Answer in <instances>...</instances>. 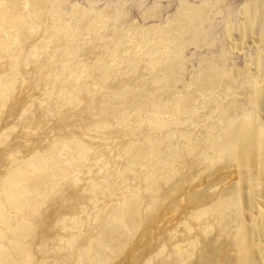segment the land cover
<instances>
[{"label":"bare ground","instance_id":"1","mask_svg":"<svg viewBox=\"0 0 264 264\" xmlns=\"http://www.w3.org/2000/svg\"><path fill=\"white\" fill-rule=\"evenodd\" d=\"M221 1L178 0L165 16L160 0L140 4L142 21L159 17L145 24L127 22L128 0L102 7L100 0H0V115L11 117L0 124V154L20 152L0 174L1 263L22 262L10 253L21 239L31 250L24 264H45L51 255L49 264H125V256L106 263L100 249L111 238L122 245L126 235L129 252L144 244L140 254L157 257L169 244V264H264V0L236 8ZM223 35L230 48L215 49ZM249 40L255 54L242 67L230 63L233 49ZM30 57L34 68L19 67ZM36 113L56 118L44 123L54 130L45 144L32 127L45 121L33 120ZM72 117L80 131H65ZM16 129L19 140L8 141ZM162 130L176 141L166 143L174 151L165 156ZM84 161L96 168L84 170ZM231 165L238 178L224 192L182 204ZM80 171L88 174L82 184ZM53 195L51 223L40 207ZM187 213L193 221L169 229L178 236L167 230L169 243L157 240L169 220L183 223ZM221 236V247L207 246ZM158 262L168 264L162 256Z\"/></svg>","mask_w":264,"mask_h":264},{"label":"rangeland","instance_id":"2","mask_svg":"<svg viewBox=\"0 0 264 264\" xmlns=\"http://www.w3.org/2000/svg\"><path fill=\"white\" fill-rule=\"evenodd\" d=\"M69 1V4L68 5H70L73 1H75V0H68ZM77 1H79L80 3H82V4H87V0H77ZM109 1H116V0H100V2H99V5H98V7H102L106 2H109ZM155 1L156 0H128V2H127V4H126V6H125V8H126V10L128 11V16L126 17V20H127V22L128 21H130L131 19H134V18H136V19H138L141 23H145V24H150V23H153V22H157L158 20H159V17H147V19L148 20H146V21H142V19H141V17H140V10H139V6H140V4H143L145 7H151L152 5H154V3H155ZM212 1H216V0H212ZM218 1V0H217ZM245 0H224V2L223 1H221L220 2V4L221 5H227V4H232L233 5V7L234 8H236V7H238L242 2H244ZM160 2L162 3V7L160 8V10H163V12H162V14L165 16L166 14H168V13H173V11L175 10V8H176V6H177V4H178V0H160ZM223 2V3H222ZM63 6H65V5H62V7ZM263 22H264V20H263ZM218 30V29H217ZM233 34H234V36L237 38V39H239V35L235 32V31H233ZM222 41H220V42H218L217 44H216V46H215V49H218V48H220V46H226V47H228V48H230V45H229V42L224 38V35L222 36ZM259 40H260V42H261V45H264V35L263 36H261V37H259L258 38ZM251 44V46H249ZM243 50H236V49H233V54H232V60L230 61V63H234L235 65H237L238 67H242V66H244L245 64H246V61H245V56H247V54H252V55H254L255 54V52H256V50L258 49V46L255 44V42L253 41V40H249V41H244L243 42ZM192 49L191 48H188L187 50H186V53H189L190 51H191ZM245 51V52H244ZM33 57V56H32ZM29 61L30 62H27L26 63V65L25 66H23V65H21V64H19V67H21V68H23L24 70H30L31 68H34V65H35V62H34V59H32L31 57L29 58ZM193 62H196V60L194 59L193 60ZM245 62V63H244ZM188 65H191V63L189 62V64ZM24 78L25 79H27V80H25L26 81V83L28 82V80H29V75H28V73L26 72L25 74H24ZM61 110H63L62 108H61ZM13 114H15V112H12ZM45 115L46 116H48L47 115V112H45ZM82 115V114H81ZM10 118V119H9ZM32 118H33V120H39V121H43V120H45L44 122H43V124H41L40 122L39 123H37V122H34L33 124V129L35 130V135H38V137H41V143L40 144H45L46 142H47V140H48V137L49 138H54V130H51L49 127L46 129V127H47V125H45L44 123L45 122H47L46 124H49V125H51V123H55V120H56V118H55V116L54 117H52V119L50 118V119H45L44 118V115L42 116V114H38V113H36V115H34V116H32ZM42 118H44V119H42ZM73 119V120H72ZM11 120V117H8V116H6L5 117V114L3 113L2 115H0V124L2 123H5V122H9ZM66 120H68V118L66 119ZM71 120H72V122H71V127H70V130L68 129V127L65 129V131H69V132H71V131H73V130H79L78 129V123H79V121H77L76 120V118L75 117H72L71 118ZM73 124H74V126H73ZM43 126V127H42ZM46 129V130H45ZM14 130V129H13ZM17 131V129L12 133H10V134H6V135H8V141H10L13 137H14V135L15 134H18V133H15ZM29 131V129H26V128H24V127H22L21 128V132H23V133H27ZM43 131V132H42ZM46 131H49L48 133L46 132ZM80 131V130H79ZM32 132V131H31ZM42 132V133H41ZM167 131H164V130H162V135H161V137H163V139H164V142H163V144H161L160 146H159V149L162 151V155L163 156H165V154H167V151H169V150H173L174 151V148H173V146H166V143H168V142H171V143H175L176 141H175V139L173 138V137H171L170 136V132L169 133H166ZM37 133H40V134H37ZM34 135V137H36ZM46 135V136H45ZM167 135V136H166ZM11 136H12V138H11ZM42 136H43V138H42ZM166 136V137H165ZM84 137V136H83ZM13 139H15V140H19V138H13ZM6 143V142H5ZM4 145V144H3ZM35 145V144H34ZM0 146H2V145H0ZM30 148H32V145L31 146H28V147H26V146H23L22 147V150H24L25 152H27V150L28 149H30ZM0 150H1V147H0ZM13 153H20L19 151H18V148L17 147H13V148H10V149H8V150H5V158L3 157V154H0V174H4L5 172L3 171V166H2V164H3V162H5V161H7V159L11 156V154H13ZM21 154H23V153H21ZM108 155H110V153H107ZM29 156H31V155H27L26 157H29ZM231 163H233V162H231ZM234 164V163H233ZM82 165H83V169L84 170H94V169H91V168H96L95 166H89L85 161L84 162H82ZM234 167H236V166H234ZM232 165L230 166V167H228V169L225 167H223L224 169H226V170H223L222 168H221V170L219 169V170H216L215 171V173L216 172H218V171H221V172H218V173H214V174H212V176L211 177H216L215 179L214 178H210L209 180H212V181H209V182H204V184H207V183H209L208 184V187L207 188H199L198 190H195L193 193H191V194H189L188 196H187V200L186 201H182V204H188L189 202H190V200H197V199H202V195H204V194H206V193H221L220 191L222 190L223 192L225 191V188H227L226 186H231V183L234 181V180H237V178H238V167H236V168H234ZM88 168V169H87ZM233 168H234V170H233ZM224 172H223V171ZM87 172V171H86ZM229 172V173H228ZM85 174H87V173H85ZM85 174H82V171H80L79 172V174H78V184H82V183H84L85 182V180H86V177H87V175H85ZM221 174V175H220ZM226 174V175H225ZM223 175V176H222ZM234 175H237V176H234ZM197 176L199 177L200 176V174H199V172L197 173ZM220 176V177H219ZM227 176V177H226ZM220 178V179H218V178ZM196 178V177H195ZM197 179V178H196ZM215 180V181H214ZM217 180V181H216ZM220 180V181H219ZM206 181H208V180H206ZM212 182V183H211ZM213 185V186H212ZM47 190V189H46ZM201 191V192H200ZM38 192V194L41 196V195H43L46 191H41V186H40V189H39V191H37ZM191 197H193L192 199H191ZM54 199V195L51 197V199L48 201V202H46L43 206H41L40 208H42V210H43V212H44V214H46L47 216H49L50 217V220H51V223L52 222H55L56 221V218H54V216L56 215V211H57V206H58V204H56L55 203V201L53 200ZM207 199H205L204 201H203V203L206 201ZM37 202H38V200H37ZM163 203V202H162ZM64 204H65V202H64ZM75 207L73 206V207H71V209L72 210H75L74 209ZM76 208H77V206H76ZM69 210H70V208H69ZM185 211H188V210H185ZM82 213V214H81ZM80 214L81 215H83V216H85V213L84 212H81ZM168 215H171V212L170 213H168ZM187 215H189V216H181V219H182V222L183 223H178L177 224V222H176V220H174V219H171V220H169V222H167L165 225H164V227H165V231H163L164 230V228H163V230H161L162 232H164V236H163V234L161 233H158L157 235H156V238H157V240H158V238L160 239L159 241L160 242H164L165 243V241L167 242L168 240H167V237L168 236H166V235H168V234H166L167 233V230H168V233L169 234H173V231L172 230H174V232L176 233H174L176 236H178V233L176 232V228L175 229H172L171 231H169V229H171L172 228V226L173 227H178V225L180 226V227H182L183 226V224H184V221H183V219L185 220V222H186V220L187 221H193V220H191V218H190V214L189 213H187ZM188 217H189V219H188ZM227 220H230V219H223L222 221H227ZM210 222H212L213 221V219H211L210 218V220H209ZM233 221V220H232ZM176 222V223H175ZM177 224V226L175 225V224ZM239 223H240V227H238L237 229L238 230H243L242 228L243 227H241V222L239 221ZM180 224H182V225H180ZM231 224V223H230ZM170 225V226H169ZM168 227V228H167ZM180 227H179V229H180ZM197 226H195L194 228H196ZM203 226H201V228H202ZM198 228V227H197ZM193 229V231L194 232H197L199 229ZM215 228L216 227H214V230H215ZM228 228V230H229V227H227ZM178 228H177V230H179ZM201 230V229H200ZM212 230V229H211ZM214 230H212L211 231V234H213V233H215L216 232V230H218L217 228H216V230L214 231ZM232 230V229H231ZM237 230V231H238ZM55 230L53 229V230H51V232L50 233H52V232H54ZM59 231V230H58ZM138 231H139V229H136L135 230V234L133 235V241L134 242H140V240H142L143 239V237H141V236H139L138 235ZM180 231V230H179ZM193 231H192V229H191V231L190 232H192L193 233ZM74 232H75V237H80L81 236V234L78 232V230L76 231L75 229H74ZM166 232V233H165ZM213 232V233H212ZM49 234V233H48ZM179 234H181V232H179ZM123 236H126V235H123ZM122 236V242H123V244L122 245H120V243L117 241V240H115V239H109V240H106L105 241V244H106V246L107 247H102L101 249H100V253H101V255H102V257H104L105 259H106V263L110 260V259H112V258H114V261L112 262V263H115L116 261H120L124 256H125V259H126V261L127 262H125V264H137V262H140L141 264H159V262H158V256L160 257V256H162L163 257V259L165 260V261H167V263L169 264V263H171V260L169 259V257L168 256H170V254H169V251L171 250L170 249V246H168L169 244H167V246H164L163 248H165L164 250H163V248H162V253H160V254H158V256L156 257L155 255H154V251L152 250V252H150L149 254H140V252H141V250H142V247H144L145 245L144 244H139L138 246H135V248H137L136 250H134L133 249V251L131 250L130 252H129V249H130V246L129 245H127L126 244V240L124 239V237ZM204 236H205V234L204 233H202L201 234V236H199V241H198V244H199V242L202 240V238H204ZM237 236H240V234H238ZM51 238V237H50ZM156 238L154 239V240H152V241H155L156 242ZM218 238V237H217ZM128 239H129V237H128ZM226 239V237L224 236H221L220 238H218L217 240H214V241H211V242H209L208 244H207V246H210L211 244L214 246V247H221V245L224 243V240ZM234 239H236L235 237H233V236H229V240L231 241L230 243H232L233 241H234ZM31 240V238L30 237H28V239H27V242H29ZM52 241V240H51ZM121 241V240H120ZM167 243H169V242H167ZM143 245V246H142ZM165 245H166V243H165ZM15 246H17V248L16 249H13V250H11V257L12 258H15V259H17V258H19L18 257V254H22L21 255V259H22V262H20V263H18V264H24V262H27L26 260H25V258L28 256V255H30L31 254V250H25L26 249V247H27V244H25L21 239L17 242L16 241V245ZM140 247V248H139ZM197 247H198V245H197ZM120 249L121 248V251H120V253H115V251L116 250H118V249ZM211 247H209V248H204V252L205 251H207L208 249H210ZM201 249H203V248H199V250H201ZM139 252V253H138ZM55 254H60V252H58V253H55ZM61 254L62 255H65L66 254V252L65 251H62L61 252ZM131 254V255H130ZM136 254H137V256H136ZM169 254V255H168ZM44 255H46V256H48L49 254L48 253H45ZM134 255V256H133ZM140 255V256H139ZM136 256V257H135ZM138 256L140 257V258H138ZM141 256H143V257H145V258H141ZM147 256H148V258H147ZM149 256H151L152 258H154L153 259V261H149V263H147L148 262V260L147 259H149ZM51 258H52V255L50 256ZM50 257H47V258H45L44 259V262H45V264H49V262H52V260H51V258ZM137 258H138V260H137ZM156 258V259H155ZM132 259V260H131ZM140 259V260H139ZM145 259H146V261H145ZM192 258H190L189 260H191ZM157 260V261H156ZM188 260V261H189ZM157 263H156V262ZM146 262V263H145ZM152 262V263H151ZM140 263H138V264H140ZM0 264H9V262L8 261H6V260H4L3 259V262L1 263L0 262ZM31 264H44V263H41L40 262V260H35L34 262H32Z\"/></svg>","mask_w":264,"mask_h":264}]
</instances>
